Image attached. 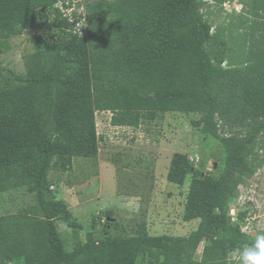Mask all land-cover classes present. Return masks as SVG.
<instances>
[{"label": "trees", "instance_id": "16d2710c", "mask_svg": "<svg viewBox=\"0 0 264 264\" xmlns=\"http://www.w3.org/2000/svg\"><path fill=\"white\" fill-rule=\"evenodd\" d=\"M61 2L0 0V56L13 38L51 17L56 23L53 34L33 37L24 74L9 71L0 89V194L25 187L37 203L34 214L0 211V264H236V249L255 237L233 222L230 202L264 167V0H253L261 42L238 66L225 65L228 41L212 31L205 0H96L86 6L82 37ZM100 112L112 114L114 127L200 115L193 126L223 149L218 175L181 153L167 175L177 186L191 177L183 221L199 220L196 230L151 236L146 223L111 225L107 210L83 243L66 248L58 221L83 227L52 194L49 174L69 171L75 158H98ZM104 219L111 227L98 235Z\"/></svg>", "mask_w": 264, "mask_h": 264}, {"label": "rangeland", "instance_id": "374dc122", "mask_svg": "<svg viewBox=\"0 0 264 264\" xmlns=\"http://www.w3.org/2000/svg\"><path fill=\"white\" fill-rule=\"evenodd\" d=\"M96 0H62L58 8L72 7L77 17L87 16L86 6ZM116 2V0H107ZM203 12L213 26V32L228 41L227 66H238L259 47L261 17L253 0H205ZM72 12V11H71ZM263 22V21H262ZM261 22V23H262ZM258 30V31H257ZM56 32L51 17L48 23L34 31L24 32L9 41L10 49L0 56V89L9 71L24 74L25 58L34 49L32 39ZM247 37L246 48H241ZM198 114L168 113L154 122H143L137 127H114L112 114L96 115L97 132L101 137L96 160L75 158L67 172L52 170L49 174L50 190L54 197L67 205L71 220L82 225L83 230L69 228L58 221V230L66 248L83 243L92 221L101 211L114 213L108 221L121 226L133 227L146 223L151 236H188L196 230L199 220L183 221L186 195L191 181L184 186L167 180L170 161L175 153L198 158L192 163L205 173L218 175L217 166L223 159L221 144L206 139L200 129L192 124ZM231 217L246 234L256 237L264 232V167L241 187L239 196L230 202ZM37 209L34 195L27 188L0 194L2 215L33 213ZM240 212L247 213L243 221L237 219ZM234 213V215H232ZM34 214V213H33ZM107 219L98 226L100 235L108 228ZM203 245L198 249L199 256ZM234 262L239 264L238 255ZM139 264H148L141 263Z\"/></svg>", "mask_w": 264, "mask_h": 264}, {"label": "clouds", "instance_id": "9594fccd", "mask_svg": "<svg viewBox=\"0 0 264 264\" xmlns=\"http://www.w3.org/2000/svg\"><path fill=\"white\" fill-rule=\"evenodd\" d=\"M239 264H264V232L258 233L251 244L236 249Z\"/></svg>", "mask_w": 264, "mask_h": 264}, {"label": "built area", "instance_id": "2783aa9c", "mask_svg": "<svg viewBox=\"0 0 264 264\" xmlns=\"http://www.w3.org/2000/svg\"><path fill=\"white\" fill-rule=\"evenodd\" d=\"M60 10L62 11V13L64 14L65 18L69 19V22L71 24H73V33L75 35L78 36H86L87 33V24H86V20L85 17H75L72 7L70 8H60ZM72 11V12H71ZM189 161L191 163H197L198 162V158L192 156L189 157ZM231 214V212H230ZM232 215H234V213H232ZM232 220H235L234 218H232Z\"/></svg>", "mask_w": 264, "mask_h": 264}, {"label": "water", "instance_id": "95a60500", "mask_svg": "<svg viewBox=\"0 0 264 264\" xmlns=\"http://www.w3.org/2000/svg\"><path fill=\"white\" fill-rule=\"evenodd\" d=\"M109 221H112V222H114V221H115V219H110V218H109Z\"/></svg>", "mask_w": 264, "mask_h": 264}]
</instances>
